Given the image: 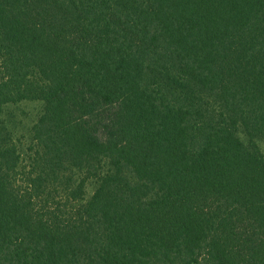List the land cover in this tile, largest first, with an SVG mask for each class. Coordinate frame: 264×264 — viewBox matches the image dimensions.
Returning a JSON list of instances; mask_svg holds the SVG:
<instances>
[{"label": "trees", "instance_id": "obj_1", "mask_svg": "<svg viewBox=\"0 0 264 264\" xmlns=\"http://www.w3.org/2000/svg\"><path fill=\"white\" fill-rule=\"evenodd\" d=\"M263 145L264 0H0V264H264Z\"/></svg>", "mask_w": 264, "mask_h": 264}, {"label": "rangeland", "instance_id": "obj_2", "mask_svg": "<svg viewBox=\"0 0 264 264\" xmlns=\"http://www.w3.org/2000/svg\"><path fill=\"white\" fill-rule=\"evenodd\" d=\"M34 105L35 104H30V105L25 106V108L15 109L14 112L15 113H19V114H24L25 115V117H24L25 118V122H29L30 119L32 118L29 110L30 109L32 110L34 108ZM28 112H29V115H27ZM262 150L264 152V145L262 146ZM91 190H92V185H90L89 187H87V195H90Z\"/></svg>", "mask_w": 264, "mask_h": 264}]
</instances>
